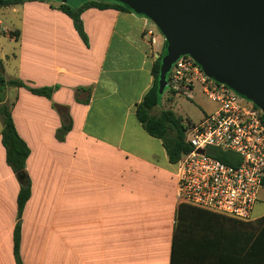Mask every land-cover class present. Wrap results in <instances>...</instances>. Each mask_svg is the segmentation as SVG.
Here are the masks:
<instances>
[{
  "label": "crops",
  "instance_id": "obj_1",
  "mask_svg": "<svg viewBox=\"0 0 264 264\" xmlns=\"http://www.w3.org/2000/svg\"><path fill=\"white\" fill-rule=\"evenodd\" d=\"M62 4L0 7L16 39L4 35L17 45L0 47V77L24 84H0V107L10 109L31 151L22 263L215 264L216 233L231 218L178 204L175 165L136 115L165 39L155 49L143 38L150 20L112 7L83 11L84 42ZM43 88L53 89L51 98L30 90ZM63 115L71 123L66 133ZM2 130L0 116V264H17L21 184L7 163Z\"/></svg>",
  "mask_w": 264,
  "mask_h": 264
},
{
  "label": "built area",
  "instance_id": "obj_2",
  "mask_svg": "<svg viewBox=\"0 0 264 264\" xmlns=\"http://www.w3.org/2000/svg\"><path fill=\"white\" fill-rule=\"evenodd\" d=\"M11 39L13 32L4 30ZM143 38L158 43L156 30ZM174 95L193 97L199 88L218 108L187 131L192 151L175 165L177 202L197 209L249 222L264 180V121L262 111L231 88L208 77L190 56L180 57L167 77ZM203 153H200V151ZM231 153L238 164L225 163L217 153Z\"/></svg>",
  "mask_w": 264,
  "mask_h": 264
},
{
  "label": "water",
  "instance_id": "obj_3",
  "mask_svg": "<svg viewBox=\"0 0 264 264\" xmlns=\"http://www.w3.org/2000/svg\"><path fill=\"white\" fill-rule=\"evenodd\" d=\"M110 1L147 18L164 36L166 49L158 82L161 93L167 89L173 64L190 56L208 77L264 114V0Z\"/></svg>",
  "mask_w": 264,
  "mask_h": 264
},
{
  "label": "trees",
  "instance_id": "obj_4",
  "mask_svg": "<svg viewBox=\"0 0 264 264\" xmlns=\"http://www.w3.org/2000/svg\"><path fill=\"white\" fill-rule=\"evenodd\" d=\"M22 0H0V7H8L20 3ZM62 4L59 8L70 16L75 28L84 42L87 36L84 31L81 14L88 8H118L122 11L134 13L125 5L110 0H86L83 6L74 8L69 3ZM76 3V1H73ZM81 3V2H80ZM141 16V15H140ZM163 52L156 59L153 66L154 82L152 88L145 95L143 101L137 106L136 115L143 128L153 137L161 139L167 150L169 160L176 164L185 154L192 151V146L186 142L187 128L181 120L175 116L173 111L164 110L160 115H152V111L160 105L162 95L159 91V71ZM1 86L23 87L20 81H6L0 77ZM34 94L51 98L53 89H30ZM0 116L3 123L2 144L6 149L7 163L16 174H22L19 179L21 188L17 199V224L14 233V255L17 264H23L20 258L21 244V219L23 210L31 196V181L26 172V163L31 154L29 147L17 133L13 118L8 107H0ZM264 121V115H263ZM64 123L62 132L66 133L71 129L68 115H63ZM62 138V136H60ZM216 157L225 163L238 164L239 159L231 153H217ZM264 187V180H263ZM230 223L225 230H218L215 241V264H264V217L254 221L242 222L229 219Z\"/></svg>",
  "mask_w": 264,
  "mask_h": 264
},
{
  "label": "rangeland",
  "instance_id": "obj_5",
  "mask_svg": "<svg viewBox=\"0 0 264 264\" xmlns=\"http://www.w3.org/2000/svg\"><path fill=\"white\" fill-rule=\"evenodd\" d=\"M76 3H82L86 0H75ZM73 4V1L69 3ZM10 16L0 15V47H4L5 50L11 51L13 48H16V43L6 39L4 30L10 31L13 29V25L10 21ZM14 24V23H13ZM153 27L156 30V35L159 39H165L158 28L151 22ZM12 32V31H10ZM158 45H155L157 49ZM218 108V104L206 96H204L199 88H196L193 91V97L188 98L186 96L174 95L168 88L162 95L160 105L152 111V115L158 116L164 110H171L177 118L181 120L182 125L189 130V127L192 124L200 123L206 114H211ZM187 138V134H186ZM264 216V187L259 191L258 202L256 203L253 213L252 220L258 219Z\"/></svg>",
  "mask_w": 264,
  "mask_h": 264
}]
</instances>
